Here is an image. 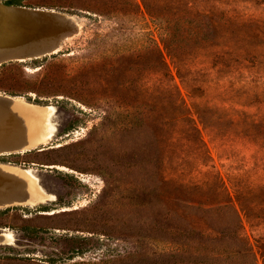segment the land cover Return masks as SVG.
Here are the masks:
<instances>
[{"label":"rangeland","instance_id":"rangeland-1","mask_svg":"<svg viewBox=\"0 0 264 264\" xmlns=\"http://www.w3.org/2000/svg\"><path fill=\"white\" fill-rule=\"evenodd\" d=\"M10 1L79 29L0 66L51 108L47 144L0 155L43 196L0 208V264H264V0ZM178 12L215 39L178 40Z\"/></svg>","mask_w":264,"mask_h":264},{"label":"bare ground","instance_id":"bare-ground-1","mask_svg":"<svg viewBox=\"0 0 264 264\" xmlns=\"http://www.w3.org/2000/svg\"><path fill=\"white\" fill-rule=\"evenodd\" d=\"M78 29L73 17L59 12L0 4V65L3 61L24 62L44 57L57 50L59 43ZM50 114L49 107L0 94V155L47 144L51 139ZM13 130L23 138L10 144L4 138L13 134ZM3 190L12 193L6 196ZM0 192V208L31 206L43 197L27 171L6 164H0ZM4 241L5 237L0 235V243Z\"/></svg>","mask_w":264,"mask_h":264},{"label":"trees","instance_id":"trees-1","mask_svg":"<svg viewBox=\"0 0 264 264\" xmlns=\"http://www.w3.org/2000/svg\"><path fill=\"white\" fill-rule=\"evenodd\" d=\"M12 3H14V2L13 1L8 2L9 5ZM12 5H14V4H12ZM178 14L182 15V17L178 18V40H180L179 37L181 35L179 36V33H180L179 29H181V28L185 31L184 34H186V36L188 38L187 41L194 42V44H196V45H200L202 43H207V42L213 41L215 39V37H216L215 31L216 30H215V26L213 23V19L210 16L205 15V14H197L194 16H187L184 13H180V12H178ZM184 17L186 19H183ZM182 19L184 20V22H188L189 26L182 24ZM154 21H156V23L160 24V26H159L160 29L162 28L163 23L165 22V21L159 20L157 18L154 19ZM164 32H166V29L164 30ZM166 34H167V32H166ZM166 49H169V48L166 47ZM177 53H178V57H180L182 55L187 54L188 50L186 48H183V47H178V52L176 51L175 55H177Z\"/></svg>","mask_w":264,"mask_h":264},{"label":"water","instance_id":"water-1","mask_svg":"<svg viewBox=\"0 0 264 264\" xmlns=\"http://www.w3.org/2000/svg\"><path fill=\"white\" fill-rule=\"evenodd\" d=\"M0 1H1V0H0ZM0 4H1V3H0ZM2 5H4V4H2ZM5 5H7V6H12V5H8V4H5ZM7 62H10V61H7ZM4 63H6V62L3 61L2 64H4ZM2 64H1V65H2ZM1 65H0V66H1ZM18 153H19V152H18Z\"/></svg>","mask_w":264,"mask_h":264}]
</instances>
